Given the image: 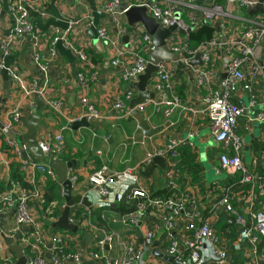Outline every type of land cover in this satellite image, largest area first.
Returning a JSON list of instances; mask_svg holds the SVG:
<instances>
[{
    "label": "built area",
    "instance_id": "2783aa9c",
    "mask_svg": "<svg viewBox=\"0 0 264 264\" xmlns=\"http://www.w3.org/2000/svg\"><path fill=\"white\" fill-rule=\"evenodd\" d=\"M49 1L7 0L5 12L9 23L0 39V71L5 68L4 58L13 55L14 60L6 70L14 89L27 97L37 96L42 104L55 114L66 116L62 99L47 94V73L58 55L54 45L58 39H61L75 54L81 64V71L77 74L78 79L86 85L96 75L95 65L84 47V44L91 42L85 30L92 25L93 16L87 0H69L75 10L79 11L76 19L66 18L67 28L62 31L57 26H49L48 29L41 30L34 26V19H40L41 22L50 18L57 19L53 9L49 7ZM258 1L227 0L228 4L235 6V9L241 8L246 11L243 17L234 15L230 10L214 2L210 7L200 6L196 0H129L125 5L121 4V0H100L97 4L95 2L96 9L98 5L101 9L99 11L104 12L114 23V32L98 24L97 38L113 52L110 63L113 66L121 65L122 72L119 79L128 83L137 81L139 75L144 73L148 63L144 53L154 48L151 36L140 24H134L132 27L129 34L130 46L127 49L121 47L119 38L126 29L123 13L130 6H145L148 15L164 28L176 25L182 30H187L193 25L194 29L202 20L211 21L213 26L218 23L217 33L220 37L214 35L209 41L200 43L196 48L188 46L189 32L186 34L173 32L165 38V45L169 52L177 54L178 60L183 64H188L200 51L202 64L191 66L193 79L202 88L198 111L208 118L213 140L224 148L217 157L216 173L223 171L237 174L239 185H249L243 196V202L248 210L247 217L233 203L237 192H241L239 189H222L217 202L211 204L207 214L204 215L199 209L197 185L186 183L187 186L184 185L182 189L177 186L176 190L167 197L152 198L148 191L139 185L136 174L133 175L131 170L115 171L102 167L88 176V183L93 193L87 192L86 195L95 196L92 207H106L118 199L124 200L128 208L115 216L104 217L101 214V222L103 223L104 220L105 225L93 221L90 208L73 207L70 209L68 222L75 225L78 232L54 228L52 223L59 216L57 203L55 201L47 203L43 191L49 179L56 181V175L46 163L23 157L22 152L26 146L18 141L23 128V111L18 103L9 109L4 119L0 121V135L18 159L22 171L27 173L31 189H23L18 183L11 182L8 189L0 196V202L12 210L16 226L31 228L21 234L19 239L26 257L24 264H68L78 261L82 239L86 240L84 258L88 264H171V261L157 260L152 252L154 248L162 255L171 256L172 262L177 264H224L227 251L220 243L214 227L217 218L216 209L219 208L232 215L235 223L242 228L249 222L252 227L242 231L243 236L249 239L251 244L262 242L264 245V177L249 172L243 164L240 155L243 139L235 132L238 118L244 115L245 109L231 100L236 85L225 79L218 88L213 86L210 71L214 61V51L219 47L224 48L227 52L221 58L224 72L240 83L241 89L248 95L250 106H255L259 102V91L264 89V0L261 1L262 12L251 15L247 13ZM1 2L0 0V12ZM60 11L63 14V11ZM238 19L240 23L235 28ZM27 38L34 39V43H31L32 48L28 51L38 71L33 77H29L15 59V54L20 51ZM175 78L173 62L160 61L158 71L147 85L156 91L160 100L145 99L133 108L143 113L149 104L154 106L156 112L165 106L161 112L166 117L175 108L190 109L179 98ZM247 78L250 81H247ZM255 86L259 87V91ZM134 97V90L127 89L114 98L112 109L118 115H129L132 110L130 102ZM80 106V117L77 119L84 117L92 123L104 118L87 96L80 98ZM257 118H261V115L259 114ZM36 142L46 158H60L64 151L63 136L60 134L39 133L36 135ZM178 149L179 141L173 139L164 149L156 151V154L164 156L168 162L169 170L166 176L170 179L167 182L169 188L176 186L171 179V170L177 162ZM97 152L100 153V150ZM150 157L151 155L147 154L145 161ZM2 163L8 170V160L5 159ZM126 177L131 179L128 186L120 181ZM66 178L71 183V189L76 188L78 174L72 168L67 169ZM37 210L41 215L39 220L36 216ZM2 211L0 208V213ZM45 220L49 221V228L44 227ZM114 224L123 227V234H115L112 229ZM161 231L165 240L162 239ZM260 255L261 259H264V252ZM1 259L4 263H12L10 255H5Z\"/></svg>",
    "mask_w": 264,
    "mask_h": 264
},
{
    "label": "crops",
    "instance_id": "0c3cea01",
    "mask_svg": "<svg viewBox=\"0 0 264 264\" xmlns=\"http://www.w3.org/2000/svg\"><path fill=\"white\" fill-rule=\"evenodd\" d=\"M50 1L49 6L51 4ZM99 1L100 0H95L96 4ZM127 1L129 0H121V4L125 5ZM215 1L216 0H207L199 5L205 7L206 3ZM220 5L226 10H230L238 17H243L246 14L245 11L244 15H240L239 10L241 8L235 9V6L233 4H228L227 0H223V3ZM54 6L62 10L64 17L69 20H75L77 12H79L75 10L69 0H55ZM97 10H101L98 5ZM90 12L92 13L91 7ZM237 21L240 23V19ZM8 23L9 18L6 12H0V39L5 34ZM44 23L45 22H42V24ZM111 23L112 21L107 15L99 18V25L110 30V32H114ZM88 29L85 30L87 33L85 34L91 39V42L84 44V47L86 53L95 65L94 71L96 75L93 76L92 80H89L86 85H84L78 79L77 74L81 71V64L75 54H73L75 56L74 61H70L64 55L58 54L54 64H52L47 73V94L51 97L62 99L63 107L67 115L58 116L50 108L43 105L40 98L37 96L27 97L18 93L14 89L11 81L9 79L4 80L0 74V121L4 119L9 109L19 103L23 111V118L34 110L40 115L41 121L37 127L36 135L48 132L51 135L60 134L63 136L64 151L60 155V158L64 161L71 159L77 160V164L72 166V170L78 174V183L76 188L71 189V193L73 195L81 194L90 202V206L75 204L72 205L71 208H90L93 221L102 223L100 218L101 214L104 217L106 215L115 216L124 212L128 208V205L125 204L124 200L118 199L106 207H92L95 196L91 197L86 195L87 192L93 193V190L90 189L88 183V176L94 170L102 167L115 171L131 170L132 174H136L139 185L144 187L152 198L167 197L172 191L176 190L177 186L181 189L184 185L187 186L186 183L194 186L197 185L199 209L204 215H206L209 206L217 202L222 189L229 188L231 190H238L240 185L238 183L239 176L237 174L233 175L224 172V175H222L220 179L213 182H208L203 175L204 169L201 166V160L206 159L210 161L216 172L217 157L219 153L224 151V148L213 140L210 134L208 118L198 111L201 104L200 96L202 88L195 83L192 75H189L185 71L176 73L175 69L177 89H183L182 103L190 109L175 108L173 112L166 117L161 112L164 110L165 106L161 108L160 111L156 112L154 106L149 104L142 114L152 128H157V133L149 136L146 131L139 128L140 126L138 125L137 120L131 115L121 116L112 109V102L117 95H121L127 89H133L136 97L137 90L130 88L131 83L119 79L122 67L121 65H111L110 59L113 56V52H111L101 40L99 41L103 45V48L96 46L93 43V38L88 32ZM214 35L220 37L216 30L214 31L213 36ZM119 41L121 47L124 49H127L130 46V40H128V46L121 41V36ZM23 44L20 51L15 54V59L22 70L27 72L29 77L36 76L38 71L33 64L30 55H28V51L32 48L31 43L27 45L23 52V62L30 67V69L21 64L18 60ZM65 46L68 47L67 45ZM225 53L227 52L221 47L214 51V61L210 70L212 72L211 80L213 86L217 88L225 79H228L236 85L237 88L232 101L239 103L245 109L244 115L238 118L235 127V132L243 139L242 148L240 150L241 159L249 172L264 177V112L257 111L256 105L250 106L248 104V95L241 89L240 83L237 82L233 76L224 72L221 58ZM147 89L150 92L155 93V98L147 96L146 99L160 100L154 89L150 86H147ZM259 92L260 97L258 103L262 106L264 105V89ZM82 96H87L94 103L96 108L104 115V118L101 121L92 122L96 127L95 129H89L87 127L72 129L67 125L69 122L77 120V118L80 117V98ZM244 96L247 97L246 104ZM191 109H195V111ZM259 114L261 115V118H257ZM22 124L23 128L20 134H23L26 131L24 121H22ZM105 134H108L113 138L114 146L112 150H110V146L106 141ZM192 137H198L200 143L206 142L210 139L212 140L213 146L210 144L206 147L205 151H200L196 144L190 141V138ZM173 139L179 141V155L177 157L178 159H176V164H174L171 170V179L176 183V186L169 188L170 185L167 186V182L170 179L166 176V172L169 170L168 162L164 156L156 154V151L164 149V147ZM99 150L100 153L97 152ZM147 154H150L151 157L148 161H145ZM154 156L163 157L167 165L166 168H162L157 162L153 161ZM5 159L8 160L7 164H10L12 161L19 162L11 150L6 146L2 135H0V196L6 191V189H8L10 183L14 182L10 178L9 167L7 170L2 163ZM188 162L190 165L194 162L199 169V181H195L196 183L192 181L193 177L188 171ZM184 167L186 169H183ZM24 173L25 178L27 179V173ZM49 181L53 180L49 179L45 185H47ZM120 181L128 186L131 179L126 177ZM59 186V191L56 193L58 197L61 196L62 200L60 201L57 198L55 202L57 203V209L59 210L58 215L60 216L65 206V200L62 196V187L60 184ZM118 186L121 185L118 184ZM242 187H245L243 193L237 192V196L234 198L233 203L238 206L242 214L247 217L248 210L243 202V196L246 194L249 185L243 184ZM193 189L195 188L193 187ZM0 208L3 210L0 213V264H6L1 260V257H3L2 254H4V256L10 255L13 263L16 260V255L11 250V246L15 244L20 245V236L28 231V228L24 226H16L12 210L5 207L2 202H0ZM36 216L38 217L37 220L41 219L38 210ZM216 216L217 218L214 227L219 235L220 243L224 245L227 252L231 250V259L228 264H263L264 259H261L260 255L264 252V245L262 242L251 244L250 240L245 238L242 233V231L250 229L252 227L251 224L247 222L246 226L242 228L235 223V219L232 215L224 212L221 208L216 209ZM102 224L106 225V222L103 220ZM43 225L46 227L48 226L47 228H49V221L45 220ZM112 227L115 234H123V227L120 224H114ZM160 234L162 235V239L165 240V238H163L164 233L161 231ZM48 235L49 232L46 235L47 240L49 238ZM156 259L166 261L158 257H156Z\"/></svg>",
    "mask_w": 264,
    "mask_h": 264
},
{
    "label": "water",
    "instance_id": "95a60500",
    "mask_svg": "<svg viewBox=\"0 0 264 264\" xmlns=\"http://www.w3.org/2000/svg\"><path fill=\"white\" fill-rule=\"evenodd\" d=\"M207 0H196V3L203 4ZM261 1L259 0L258 3L251 7L248 10V14L251 15L255 12H262L261 7ZM55 0H51V8L55 12L56 18H50L47 21H45L44 24H42L40 19H34L33 24L35 27L46 30L49 28V26H57L62 30H65L67 28V21L66 18L63 16L62 12L57 9L54 6ZM89 6L92 9V16H93V22L92 25L89 27L88 32L93 38V43L96 46H100V48H103V45L97 38V26L99 24V18L106 16V14L102 11H99L96 9L95 0H87ZM7 0H2V11L3 13L6 9ZM120 9H123V6L120 7ZM125 19H126V29L124 34L121 36V41L124 42L128 46V40H129V34L132 30V27L134 24H140L144 28L145 32L148 33L151 36L152 43L154 45V48L151 50H148L146 52L148 63L145 68V71L143 74L139 75L138 80L130 84V88H134L137 90V96L133 98V100L130 102V107H132V110L129 115H131L133 118H135L138 122V125L140 126L143 131H146L149 136L157 133V128H152L146 118L143 116L142 113L137 111L135 108H133L136 104L143 102L147 96L151 98H155V93L150 92L147 89V85L150 83L151 78L153 75L158 71V63L162 60H170L175 65L176 73L180 71H185L189 75H192L191 66L193 65H201L202 61L200 59V51H198L195 56L188 62V64H183L178 60V56L175 53L169 52L166 45H165V38L169 35H171L173 32H180L181 34H186V32H190L193 29V25H191L187 30H182L176 25H172L168 28L161 27L157 24V22L154 20L153 17L149 16L146 10V7L141 6H130L124 13ZM202 22H206V20H202ZM114 27V23H111ZM215 30L219 31L218 23L215 24ZM23 36L26 34H22ZM34 43L33 38H27V40L24 42L19 62L26 66L23 62V52L28 44ZM55 49L57 50L58 54L64 55L66 58H68L70 61L75 60V56L71 52L69 48H67L64 43L61 41V39H58L55 42ZM14 60L13 55L6 56L4 58V66L0 71V74L4 80H8L7 76V70L6 67L9 66V64ZM233 78V77H232ZM247 102H245L246 104ZM24 124L26 126V131L18 136V141L20 143H24L26 146V149L23 150L22 155L24 158H29L32 161H39L41 163H46L48 167H50L55 175L57 182L62 187V196L65 200V206L58 218L55 222L52 223V227L58 228V229H67L74 233L78 232V229L75 225L68 222V215L70 212V208L72 205L75 204H81L84 206H90V202L87 200L86 197L82 196L81 194H72L71 193V183L66 178V171L68 168H72V166H75L77 164V160L71 159L68 161H64L61 158H46L40 151V149L37 146L36 142V131L37 127L41 121L40 115L36 113V111L30 112L25 118H23ZM72 129H77L78 127H87L89 129H95V125H93L91 122H88L84 117H81L77 120L71 121L67 124ZM106 135V141L110 146V150H112L114 143L112 136ZM153 161L157 162L162 168H166V163L163 157L161 156H154ZM28 230H31V228H28ZM86 246V240H81V247L79 250V259L78 261L70 262L68 264H88L85 261L84 258V249ZM154 246H156V243H154ZM107 247V246H106ZM11 250L16 255V260L13 263H6V264H24L26 262V257L23 253V250L20 245L15 244L11 246ZM153 255L164 259L168 262L171 261V264H177L175 262H172L171 256H165L162 255L160 252H158L155 248L152 250ZM231 259V250L227 252L226 262L224 264H228ZM97 264V263H94Z\"/></svg>",
    "mask_w": 264,
    "mask_h": 264
},
{
    "label": "trees",
    "instance_id": "16d2710c",
    "mask_svg": "<svg viewBox=\"0 0 264 264\" xmlns=\"http://www.w3.org/2000/svg\"><path fill=\"white\" fill-rule=\"evenodd\" d=\"M214 3L220 5V4L223 3V0H216ZM214 3L213 2H208V3L205 4V7L213 6ZM50 10H52V9H50ZM214 28H215V26L212 25L211 21L199 23V25L196 28H194L193 30H191L189 32L188 36H187L188 46L190 48H196V47H198V45L200 43L209 41L213 37L214 31H215ZM144 56L145 57L147 56L146 53H144ZM247 81H250V79L247 78ZM255 88H256L257 91H259V87L258 86H255ZM177 93L179 95V98L182 100L183 99V89L182 88L181 89L178 88L177 89ZM232 98H233V96L231 97V100H232ZM258 146H260V145H258ZM187 164L189 165V166L187 165L188 171L193 177L192 181L193 182L199 181V176L200 175H199L198 167L195 165L194 162H192L191 165L189 164V162ZM183 169H186V168L184 167ZM9 171H10V178H11L12 181L18 183L20 185V187L23 188V189H31V186H30L28 180L25 178V173L22 171L19 162H17V161L10 162ZM59 188H60V186H59L57 180L56 181H49L47 183V185L44 186L43 194H44V197H45V200H46L47 203L54 202L55 200H57V198L60 201L62 200L61 196L58 197V195L56 193V192L59 191ZM244 188L245 187H242V185H240V187H238L239 191L241 190L240 193H243V189ZM58 213L59 212H57V214ZM44 227L47 228L48 226L47 227L44 226Z\"/></svg>",
    "mask_w": 264,
    "mask_h": 264
},
{
    "label": "rangeland",
    "instance_id": "374dc122",
    "mask_svg": "<svg viewBox=\"0 0 264 264\" xmlns=\"http://www.w3.org/2000/svg\"><path fill=\"white\" fill-rule=\"evenodd\" d=\"M239 14L240 15H244L245 14V10L240 9L239 10ZM185 18H187V17H185ZM238 23H239V21L235 22V26H234L235 28H237ZM244 101L247 102V97L246 96H244ZM256 107H257V111H263L264 112V105L260 106L259 103H257ZM190 141L195 143L196 146L200 149V151H205L206 147L208 145L212 144V140H210V139L208 141H206V142L200 143L199 140H198V137H195V138L192 137V138H190ZM212 146H213V144H212ZM201 166L204 169L203 170V175L205 176V178H206V180L208 182H213L215 180H218V179H220V177L222 175H224V172L216 173L214 171L213 164L210 161L206 160V159L205 160L204 159L201 160ZM2 256H4V254H2Z\"/></svg>",
    "mask_w": 264,
    "mask_h": 264
}]
</instances>
